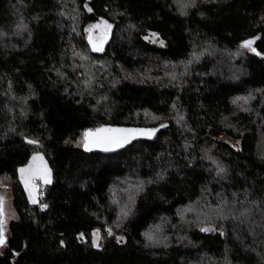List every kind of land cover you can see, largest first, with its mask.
Segmentation results:
<instances>
[{
    "label": "trees",
    "instance_id": "obj_1",
    "mask_svg": "<svg viewBox=\"0 0 264 264\" xmlns=\"http://www.w3.org/2000/svg\"><path fill=\"white\" fill-rule=\"evenodd\" d=\"M165 123L83 148L87 129ZM36 153L52 181L31 205ZM0 186L17 215L0 264H264V0H0Z\"/></svg>",
    "mask_w": 264,
    "mask_h": 264
},
{
    "label": "snow or ice",
    "instance_id": "obj_2",
    "mask_svg": "<svg viewBox=\"0 0 264 264\" xmlns=\"http://www.w3.org/2000/svg\"><path fill=\"white\" fill-rule=\"evenodd\" d=\"M90 10V9H89ZM105 27L107 29L111 28V25H107L106 22ZM95 27H100V25H95ZM92 29H89L91 33ZM156 34H153L155 36ZM90 42L92 43V47L94 51H102L103 48V38L100 39L99 43L89 37ZM253 40L245 41L242 45L244 48H248L251 51L255 52V48H253ZM163 126V125H162ZM156 130H137V129H124V128H111V127H100L95 130H88L84 133V146L90 151L92 147L102 148L104 151H111L114 148L122 147L125 143L130 142L131 139L135 138L137 134L140 135H151ZM30 144L38 143L37 141L28 140ZM33 162L39 160L43 162V157L40 155L33 156ZM20 178L24 181L25 187L29 189V196L32 200V203H37V199L34 195L36 191L35 180L40 178L44 181V183H51L50 169L47 168L46 164H43L42 168H36L33 164H29L27 168L19 169ZM46 207V205H44ZM4 200L0 197V245L6 243V237L4 236ZM204 231H208V229H203ZM109 235L112 234L111 229H108ZM95 240L94 246L100 247L99 239L100 233L97 231L94 233ZM150 240L151 236L148 237ZM122 239V238H121Z\"/></svg>",
    "mask_w": 264,
    "mask_h": 264
},
{
    "label": "rangeland",
    "instance_id": "obj_3",
    "mask_svg": "<svg viewBox=\"0 0 264 264\" xmlns=\"http://www.w3.org/2000/svg\"><path fill=\"white\" fill-rule=\"evenodd\" d=\"M95 25H100V27L94 28L93 26H95ZM90 28L92 29L91 33L89 32ZM87 33H88V37L91 36L93 40L97 41V40H100L102 37H104L108 33V29L105 27V23L102 21V22H99L97 24H92L91 26H89ZM147 39L152 44H155L157 46L163 45V42L156 35L153 36V34H150ZM243 51L250 52V53L252 52L250 49L244 48V47H243ZM243 54H244V52H243ZM219 139L226 141L230 145L236 146V144L227 136L221 135V136H219ZM36 155L42 156L43 162H41L39 160L33 162L32 158H33V156H36ZM33 156L30 158L28 163L26 165L22 166L21 168H27L29 166V164H33V163H34V166L36 168H42L43 164H46L47 168L50 169V176H51V181H52V170H51L49 163L47 162L45 156L41 153H36ZM21 168H19V169H21ZM18 173H19V179H20V181L24 187V190L26 192L29 203L31 205H40V201H41L40 197H41L42 189L48 183L47 184L44 183V181L40 178H37L35 180L36 191H35L34 195L37 199V203H32V200L30 199V196H29V189L25 187L24 181L21 180L19 170H18ZM0 197H2L4 200V217H3V219H4V236L7 238L8 237V235H7L8 234V225L10 224L11 221L16 219L17 215H16L15 209H14L13 204H12V196H11V194H9V190L6 188V186H0ZM94 240H95V236H94ZM3 247H4V245L3 246L0 245V253L3 251Z\"/></svg>",
    "mask_w": 264,
    "mask_h": 264
},
{
    "label": "water",
    "instance_id": "obj_4",
    "mask_svg": "<svg viewBox=\"0 0 264 264\" xmlns=\"http://www.w3.org/2000/svg\"><path fill=\"white\" fill-rule=\"evenodd\" d=\"M254 54L257 56L258 53L255 51ZM163 125V126H162ZM100 127H111V128H124V129H137V130H145V131H150V130H156L153 134L151 135H140V134H137L135 136V138L131 139L130 142L128 143H125L122 147H118V148H114L113 150L111 151H104L102 150V148H98V147H92V149L89 151L84 145H83V148H84V151L86 153H100V154H107V155H112V154H115L119 151H122L124 149H126L127 147L131 146L133 143L137 142V141H141V140H145V141H153L156 137V135L158 134L159 131L163 130V129H166L168 127V124L165 123V124H160L158 126H155V127H129V126H117V125H101L97 128H100ZM95 128V129H97ZM95 129H87L86 131L88 130H95ZM85 131V132H86ZM84 132V133H85ZM83 138H84V134H83Z\"/></svg>",
    "mask_w": 264,
    "mask_h": 264
}]
</instances>
